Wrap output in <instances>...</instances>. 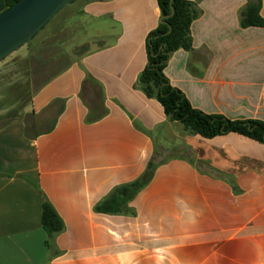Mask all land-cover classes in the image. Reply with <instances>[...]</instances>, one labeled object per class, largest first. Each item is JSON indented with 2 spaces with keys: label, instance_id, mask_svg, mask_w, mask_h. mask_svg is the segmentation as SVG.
<instances>
[{
  "label": "crops",
  "instance_id": "obj_1",
  "mask_svg": "<svg viewBox=\"0 0 264 264\" xmlns=\"http://www.w3.org/2000/svg\"><path fill=\"white\" fill-rule=\"evenodd\" d=\"M246 3L201 0L190 26L193 51H175L164 74L206 114L264 121V28H240ZM82 12L100 24L101 45L35 93L27 112L39 119L63 101L54 129L45 134L38 120L34 140L22 119L0 129V264H264V144L234 133L187 135L136 88L146 36L161 20L157 0H85ZM86 74L106 110L89 124L80 98ZM175 144L193 163L162 161L128 204L134 216L93 211L115 186L137 179L158 149ZM41 196L65 225L51 250Z\"/></svg>",
  "mask_w": 264,
  "mask_h": 264
},
{
  "label": "trees",
  "instance_id": "obj_2",
  "mask_svg": "<svg viewBox=\"0 0 264 264\" xmlns=\"http://www.w3.org/2000/svg\"><path fill=\"white\" fill-rule=\"evenodd\" d=\"M18 1L4 0L5 10ZM200 1L171 0L170 2V0H157L161 20L158 26L146 36L147 62L138 75L136 88L146 98L156 100L161 105L168 121L180 124L187 135L213 139L234 133L264 144V121L254 119L230 120L222 115L206 114L192 107L183 92L173 87L164 74L165 66L175 51L180 49L188 53L193 51L190 26L201 15V10L198 7ZM171 8L173 14L170 16ZM260 10L261 0H247L244 8L239 12L240 28H264V18L261 17ZM60 30L61 28L57 29L59 32ZM70 38L65 35V41H69ZM66 44L68 46H64L61 40H55L46 50L49 51L48 56H46L44 37L34 46L35 48L32 49L33 51L26 59L14 62V67L25 69L27 72L32 70V75H36L37 78L45 76L44 81L34 91L33 95L90 52L88 50L81 52L77 45L70 44V46L69 42ZM95 94L97 95L96 100H87V95H90L92 99ZM80 98L88 109L85 119L87 124L100 120L106 115L103 91L88 74L83 80ZM63 109L64 105L61 100L53 101L45 109V112L49 111L50 113H53L52 110H56L53 119L44 131L45 134L54 129ZM22 120L27 138L34 140L42 134L37 130L38 119L33 113L23 117ZM190 163H193L192 158ZM161 164L163 163L155 162V155H153L147 162L144 172L137 179L115 186L105 198L93 207V211L106 215L134 216L135 213L128 208V204L149 185L155 170ZM229 182L234 188L233 179H229ZM41 200V226L45 233L44 246L47 250H51L54 237L65 230V225L48 199L41 196Z\"/></svg>",
  "mask_w": 264,
  "mask_h": 264
},
{
  "label": "rangeland",
  "instance_id": "obj_3",
  "mask_svg": "<svg viewBox=\"0 0 264 264\" xmlns=\"http://www.w3.org/2000/svg\"><path fill=\"white\" fill-rule=\"evenodd\" d=\"M84 2L85 0H76L63 8L29 43L0 62V129L12 119H22L29 115L27 112L33 93L44 81L45 76L37 78L36 75H32V70L27 72L25 69L14 67V62L26 59L35 48L34 46L44 37L46 56L49 52L46 50L55 40L63 41L64 46H68L67 42L69 45H77L81 52L95 50L101 45L95 37V27H100V24L83 14L82 4ZM58 28H61L60 32L57 31ZM65 35L71 37L69 41H65ZM86 97L91 101L96 100L97 95L95 94L92 99L90 95ZM52 111L53 113L46 111L39 116L41 128L48 127L56 112V110ZM173 157L191 158V154L185 147L175 144L169 149H158L155 162H162Z\"/></svg>",
  "mask_w": 264,
  "mask_h": 264
},
{
  "label": "water",
  "instance_id": "obj_4",
  "mask_svg": "<svg viewBox=\"0 0 264 264\" xmlns=\"http://www.w3.org/2000/svg\"><path fill=\"white\" fill-rule=\"evenodd\" d=\"M74 1L19 0L1 12L0 62L29 43L58 12Z\"/></svg>",
  "mask_w": 264,
  "mask_h": 264
}]
</instances>
